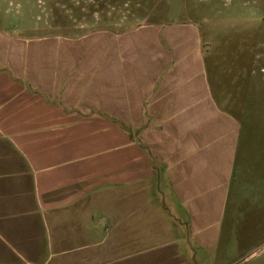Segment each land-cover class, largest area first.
<instances>
[{"label": "crops", "instance_id": "obj_1", "mask_svg": "<svg viewBox=\"0 0 264 264\" xmlns=\"http://www.w3.org/2000/svg\"><path fill=\"white\" fill-rule=\"evenodd\" d=\"M202 40L191 17L0 33V264H197L219 243L258 143Z\"/></svg>", "mask_w": 264, "mask_h": 264}, {"label": "rangeland", "instance_id": "obj_2", "mask_svg": "<svg viewBox=\"0 0 264 264\" xmlns=\"http://www.w3.org/2000/svg\"><path fill=\"white\" fill-rule=\"evenodd\" d=\"M187 17L200 25L219 103L240 115L244 135L258 143L247 147L253 157L237 163L219 243L201 247L195 260L264 264V0H0V33L17 37L123 32Z\"/></svg>", "mask_w": 264, "mask_h": 264}]
</instances>
